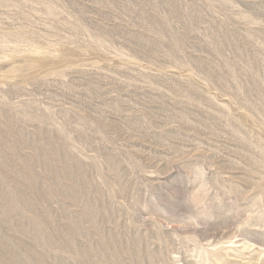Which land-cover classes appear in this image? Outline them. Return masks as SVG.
<instances>
[{
    "label": "rangeland",
    "instance_id": "374dc122",
    "mask_svg": "<svg viewBox=\"0 0 264 264\" xmlns=\"http://www.w3.org/2000/svg\"><path fill=\"white\" fill-rule=\"evenodd\" d=\"M0 264H264V0H0Z\"/></svg>",
    "mask_w": 264,
    "mask_h": 264
}]
</instances>
